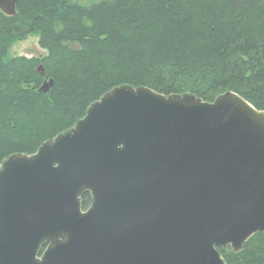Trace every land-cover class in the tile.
Masks as SVG:
<instances>
[{"label":"water","instance_id":"water-1","mask_svg":"<svg viewBox=\"0 0 264 264\" xmlns=\"http://www.w3.org/2000/svg\"><path fill=\"white\" fill-rule=\"evenodd\" d=\"M16 2L0 9L13 15ZM257 232L264 110L236 92L117 86L71 129L0 163V264H227L217 247L240 250Z\"/></svg>","mask_w":264,"mask_h":264},{"label":"trees","instance_id":"trees-1","mask_svg":"<svg viewBox=\"0 0 264 264\" xmlns=\"http://www.w3.org/2000/svg\"><path fill=\"white\" fill-rule=\"evenodd\" d=\"M32 33L45 54L10 57ZM121 85L209 101L236 92L264 110V0H17L15 14L0 9V163L36 152ZM91 200L83 192L81 207ZM217 249L227 264H264V232L240 250Z\"/></svg>","mask_w":264,"mask_h":264},{"label":"rangeland","instance_id":"rangeland-1","mask_svg":"<svg viewBox=\"0 0 264 264\" xmlns=\"http://www.w3.org/2000/svg\"><path fill=\"white\" fill-rule=\"evenodd\" d=\"M94 0H79L82 4H88ZM46 50L41 48L38 44V34H29L25 39L17 40L13 43L9 50V56L15 57L24 55L26 57L41 56L45 54ZM15 88L11 87L10 91L7 92L9 95L13 94Z\"/></svg>","mask_w":264,"mask_h":264}]
</instances>
